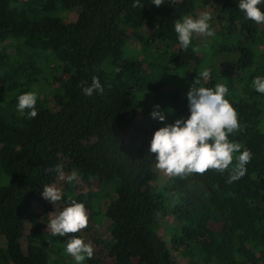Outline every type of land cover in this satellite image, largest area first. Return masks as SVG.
I'll return each mask as SVG.
<instances>
[{
    "label": "trees",
    "instance_id": "trees-1",
    "mask_svg": "<svg viewBox=\"0 0 264 264\" xmlns=\"http://www.w3.org/2000/svg\"><path fill=\"white\" fill-rule=\"evenodd\" d=\"M213 1L165 0L157 8L151 0L137 7L134 0H0V264H61L68 238L87 243L103 219L111 221L113 264H175L174 254L189 264H264V94L252 85L264 75V23L244 19L238 0H221L209 13L214 34L193 33L182 49L174 22ZM51 64L69 75L52 89ZM205 68L208 79L199 76ZM94 76L104 90L86 96ZM196 79L197 87L228 89L239 125L228 138L251 153L236 180L239 153L224 171L168 179L156 171L149 143L164 125L150 111L172 109L166 123L187 118ZM42 84L49 90L40 95ZM29 91L37 94L35 118L16 108ZM58 164L66 177L76 174L65 181L60 210L75 199L88 213L87 227L64 237L42 228L52 203L40 194L58 179ZM78 178L96 191L79 193ZM163 210L180 223L168 241L159 233ZM83 264L101 261L93 250Z\"/></svg>",
    "mask_w": 264,
    "mask_h": 264
},
{
    "label": "clouds",
    "instance_id": "clouds-1",
    "mask_svg": "<svg viewBox=\"0 0 264 264\" xmlns=\"http://www.w3.org/2000/svg\"><path fill=\"white\" fill-rule=\"evenodd\" d=\"M171 2V0H170ZM165 0H151V4L160 7ZM140 0H134L133 7H137ZM258 5H264V0H238V8L244 19L252 20L257 24L264 23V11ZM211 16L203 11L198 17L184 16L174 22V31L182 49H187L193 33L212 36L210 26ZM119 71V69H116ZM199 76L208 79L210 70L203 69ZM198 79L190 86L186 93L189 115L187 118L175 119L166 123L167 115L172 109L164 110L159 105L150 111L152 119L164 126L156 130L149 143V153H154L155 167L166 174L179 175L189 173H204L208 169L224 171L233 161V153H239L237 163L233 168L231 180H236L245 173V165L251 159L249 150L241 151V145L229 140V134L236 130L238 125L237 113L229 100L225 98L227 87L222 83L215 84L214 88L197 87ZM252 85L256 92L264 94V75L253 78ZM103 87L98 77H93L91 85L83 87L86 96L93 92L102 93ZM37 94L24 92L17 97V111L22 116L35 118L38 115L35 107ZM58 179L66 182L76 180L74 172L64 174L63 166L56 165L53 169ZM41 196L54 204L62 200V192L54 184H46ZM46 231L52 237H64L69 233H77L88 225V216L85 205L75 199L66 202V206L59 213L51 212L47 215ZM65 252L74 258L75 264H83L93 256V247L90 243L72 235L65 244Z\"/></svg>",
    "mask_w": 264,
    "mask_h": 264
},
{
    "label": "rangeland",
    "instance_id": "rangeland-1",
    "mask_svg": "<svg viewBox=\"0 0 264 264\" xmlns=\"http://www.w3.org/2000/svg\"><path fill=\"white\" fill-rule=\"evenodd\" d=\"M220 3H221V0H214L210 6H207V7L202 8V9H198L194 15H191V17H198L199 14L203 11H207L208 13H211L215 10V8L218 5H220ZM76 15H77L76 11L68 14L67 15V21L68 22L74 21L76 19ZM209 23H210V26L212 24L214 25V22H212L211 20L209 21ZM196 35H199V33H196ZM5 48H6L5 52L7 54L14 53V47H13L12 42L6 43ZM220 62H221V67L223 69H225L226 65H225L224 58L220 59ZM48 70L51 72V75L54 76V79L51 82V89H52V87H55L59 81L66 80L69 77V75L67 73L63 72V70L60 69L59 67H56L55 64H51L49 66ZM49 71H48V73L50 74ZM46 86L47 85L42 84L41 88L38 87L36 89L37 93L40 95L41 94L43 95L44 93L48 92L49 89ZM48 101L50 104L53 103L52 95L49 96ZM156 171L161 177H164L166 179H168L172 176L171 174H166L165 172H163L162 170H159L157 168H156ZM53 184L56 187H58L61 190V192L63 193V191L65 189V181L57 179ZM76 187H77V190L79 193H88L90 191H96L97 185L94 182L89 184L84 179L78 178ZM40 197L42 200H45L42 198L41 194H40ZM60 209H61L60 204H58V203L52 204V211L53 212L58 214ZM34 210L36 213H42L43 212L41 206H38V205L34 206ZM51 212H49V213H51ZM86 213H87V211H86ZM87 216H88V213H87ZM158 220L160 223V228H159L160 237L164 238V240L168 241V235L170 233L174 232L175 228L179 227V225H180L179 220L176 217H174L173 215H171L170 213H167L165 210H163L158 215ZM47 222H48V217H46V221L44 223H42V228H43V232L45 234H50V232L46 231ZM29 231H30V227L28 225H26L25 237L28 236ZM0 241H2V239H0ZM85 241L87 243H90L93 246V250L96 253L97 258L100 259L101 264H113V259L110 256V252L112 250L114 240L111 236V221L110 220L103 219L97 224H92L91 225V231H90L89 235L85 238ZM23 246H24V248L26 247L25 242H23ZM173 256H174L175 264H189V259L187 257H184V256L180 257L176 254H174ZM73 259L74 258L70 255L67 258L60 257L59 261L61 262V264H75ZM133 264H136V263L133 262Z\"/></svg>",
    "mask_w": 264,
    "mask_h": 264
}]
</instances>
